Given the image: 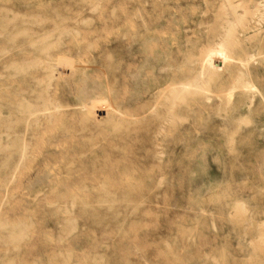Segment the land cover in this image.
Masks as SVG:
<instances>
[{"label":"rangeland","instance_id":"374dc122","mask_svg":"<svg viewBox=\"0 0 264 264\" xmlns=\"http://www.w3.org/2000/svg\"><path fill=\"white\" fill-rule=\"evenodd\" d=\"M263 12L0 0V264H264Z\"/></svg>","mask_w":264,"mask_h":264},{"label":"bare ground","instance_id":"6f19581e","mask_svg":"<svg viewBox=\"0 0 264 264\" xmlns=\"http://www.w3.org/2000/svg\"><path fill=\"white\" fill-rule=\"evenodd\" d=\"M255 3H256V2H255ZM255 3H254V4H255ZM257 4H258V3H256L255 5H256V9L258 10L259 4H258V5H257ZM254 8H255V6L253 5V9H254ZM260 8H262V6H261ZM244 9H245V8H244ZM246 9H247V8H246ZM247 10H248V9H247ZM247 10H246V11H247ZM257 10H255V11L258 13V11H259L260 9H259L258 11H257ZM243 11H245V10H243ZM253 11H254V10H253ZM255 11H254V12H255ZM254 12H253V14L256 15ZM245 13H246V12H245ZM263 13H264V12H263ZM243 14H244V13H243ZM260 14H261V13H260ZM258 15H259V14H258ZM262 16H263V15H262ZM259 18H260V17H259ZM260 20H261V19H260ZM258 21H259V20H258ZM260 22H261V21H260ZM259 24H260V23H259ZM227 32H228V34H226L227 37H230V35H231V30H228ZM232 35H233V34H232ZM222 39H223V38H222ZM224 41H225V40H224ZM224 43H225V42H224ZM219 44H220V43H219ZM221 45H222V44H221ZM223 46H224V44H223ZM220 52H221V51H220ZM214 56H215V55H214ZM214 56H213V57H214ZM207 63H208V62H207ZM212 63H213V61H212ZM218 68H219V67H218ZM245 86H246V85H245ZM243 87H244V85H243ZM245 88H246V87H245ZM201 89H202V88H201ZM198 90H200V89H198ZM44 92H45V91H44ZM40 98H41V97H40ZM180 99H181V98H180ZM39 105H40V104H39ZM39 105H38V106H39ZM40 106H41V105H40ZM42 107H43V103H42ZM41 109H42V108H41ZM45 109H46V108H45ZM33 111H34V109H33ZM35 111H36V110H35ZM32 115H35V112H34V114L32 113L31 116H32ZM28 116H29V115H28ZM32 118H33V117H32ZM28 119H29V118H28ZM33 119H34V118H33ZM33 119H32V120H33ZM26 120H27V119H26ZM29 121H31V120L29 119ZM34 121H35V120H34ZM26 122H27V121H26ZM26 122H25V123H26ZM27 124H28V123H27Z\"/></svg>","mask_w":264,"mask_h":264}]
</instances>
